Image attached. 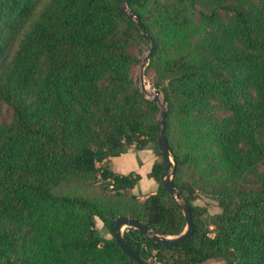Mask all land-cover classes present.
<instances>
[{"label": "trees", "instance_id": "trees-1", "mask_svg": "<svg viewBox=\"0 0 264 264\" xmlns=\"http://www.w3.org/2000/svg\"><path fill=\"white\" fill-rule=\"evenodd\" d=\"M126 3L154 41L145 74L167 102L195 230L162 244L127 227L124 239L161 264H264V0ZM145 47L119 0H0V264H139L114 236L120 216L185 230L161 181V108L136 77ZM133 147L157 155L148 196L133 191L139 173L109 164Z\"/></svg>", "mask_w": 264, "mask_h": 264}, {"label": "water", "instance_id": "water-1", "mask_svg": "<svg viewBox=\"0 0 264 264\" xmlns=\"http://www.w3.org/2000/svg\"><path fill=\"white\" fill-rule=\"evenodd\" d=\"M121 3V11L125 17H127L130 21L135 23L137 27L142 31V35L146 41H150L151 47L148 51L147 55L141 60V71H140V88L145 93V95L155 102H157L161 108L160 112V119H159V127H160V134L158 137V144L162 153L163 160L165 162V170L161 175V181L163 186L167 189L170 193L171 197L176 201L178 207L183 212V215L187 221V226L185 230L178 234V235H164L155 232L146 224L142 223L137 218L127 217V216H120L116 219L113 225V233L116 238V241L120 245V247L125 251L129 256L135 259L139 264H150L148 261L144 260L143 257L133 249L127 241L124 239V231L127 227H132L138 229L144 235L150 236L153 238L154 241L162 244H176L181 241L186 240L190 236H192L195 230V224L193 219V214L191 211V207L188 203L183 202L181 200V194L178 192L177 188L173 182V172L176 167V161L172 155L168 140L166 138V118H167V102L162 95V92L159 89H154L153 94L149 93L146 88V81H145V69L151 57V53L154 49V41L149 36L145 25L142 23L140 17L132 12L126 0H119ZM172 166V171L170 170Z\"/></svg>", "mask_w": 264, "mask_h": 264}, {"label": "crops", "instance_id": "crops-1", "mask_svg": "<svg viewBox=\"0 0 264 264\" xmlns=\"http://www.w3.org/2000/svg\"><path fill=\"white\" fill-rule=\"evenodd\" d=\"M156 160L157 155L152 148L145 147L138 149L133 147L125 153L111 157L109 164L111 165V168L118 173L127 174L132 171L139 173L141 179L133 191L144 197L155 193L159 186L156 179L149 175ZM97 227L100 230L103 228V221L100 219L97 221ZM107 236H111L110 233H108ZM211 260H216L218 262L217 264H223L219 261L220 259H209L207 261Z\"/></svg>", "mask_w": 264, "mask_h": 264}, {"label": "rangeland", "instance_id": "rangeland-1", "mask_svg": "<svg viewBox=\"0 0 264 264\" xmlns=\"http://www.w3.org/2000/svg\"><path fill=\"white\" fill-rule=\"evenodd\" d=\"M147 53H148V51H147V48L145 47L144 51L141 55V60L144 59V57L147 55ZM140 71H141V64H139L137 66V70H136V77H137V81L139 83V86H140ZM145 81L147 83L146 85H149L151 88V89L149 88V90H148L149 93H152L155 88L152 85L151 79L146 74H145ZM160 117H161V115L159 114V119H160ZM170 170L172 171V166H171ZM96 187H98V185ZM194 203L197 205H200L202 207H205L208 210V212L211 214H214L216 212L221 211V208L219 207L218 202L216 200L211 199L210 197L203 195V194H200L199 198L196 199L194 201ZM96 221H99V218H96ZM106 234H108V233H106ZM110 235H111V233H110ZM219 261H221L223 264H225V262L222 259H220ZM217 263L218 262L216 260H211V261L205 262L204 264H217Z\"/></svg>", "mask_w": 264, "mask_h": 264}, {"label": "built area", "instance_id": "built-area-1", "mask_svg": "<svg viewBox=\"0 0 264 264\" xmlns=\"http://www.w3.org/2000/svg\"><path fill=\"white\" fill-rule=\"evenodd\" d=\"M156 253H157V251H156V249H152L151 250V254H150V256H149V263L150 264H161V262L159 261V260H157V258H156Z\"/></svg>", "mask_w": 264, "mask_h": 264}, {"label": "bare ground", "instance_id": "bare-ground-1", "mask_svg": "<svg viewBox=\"0 0 264 264\" xmlns=\"http://www.w3.org/2000/svg\"><path fill=\"white\" fill-rule=\"evenodd\" d=\"M146 88H147V90H149V88H150V86L149 85H146ZM151 89V88H150ZM149 92V91H148ZM152 94H153V92H152Z\"/></svg>", "mask_w": 264, "mask_h": 264}]
</instances>
